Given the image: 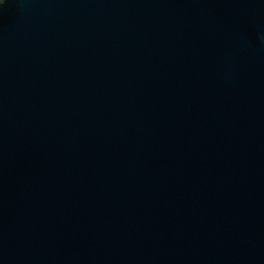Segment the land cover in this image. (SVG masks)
Here are the masks:
<instances>
[{
    "label": "water",
    "instance_id": "1",
    "mask_svg": "<svg viewBox=\"0 0 264 264\" xmlns=\"http://www.w3.org/2000/svg\"><path fill=\"white\" fill-rule=\"evenodd\" d=\"M0 264H264V0H5Z\"/></svg>",
    "mask_w": 264,
    "mask_h": 264
},
{
    "label": "snow or ice",
    "instance_id": "2",
    "mask_svg": "<svg viewBox=\"0 0 264 264\" xmlns=\"http://www.w3.org/2000/svg\"><path fill=\"white\" fill-rule=\"evenodd\" d=\"M5 4V0H3V3L2 4H0V5H4Z\"/></svg>",
    "mask_w": 264,
    "mask_h": 264
},
{
    "label": "clouds",
    "instance_id": "3",
    "mask_svg": "<svg viewBox=\"0 0 264 264\" xmlns=\"http://www.w3.org/2000/svg\"><path fill=\"white\" fill-rule=\"evenodd\" d=\"M3 3V0H0V4H2Z\"/></svg>",
    "mask_w": 264,
    "mask_h": 264
}]
</instances>
